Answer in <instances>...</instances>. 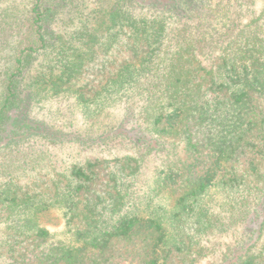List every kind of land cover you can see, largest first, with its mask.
Instances as JSON below:
<instances>
[{"label": "trees", "instance_id": "obj_1", "mask_svg": "<svg viewBox=\"0 0 264 264\" xmlns=\"http://www.w3.org/2000/svg\"><path fill=\"white\" fill-rule=\"evenodd\" d=\"M89 7L0 0V264H264V0Z\"/></svg>", "mask_w": 264, "mask_h": 264}, {"label": "rangeland", "instance_id": "obj_2", "mask_svg": "<svg viewBox=\"0 0 264 264\" xmlns=\"http://www.w3.org/2000/svg\"><path fill=\"white\" fill-rule=\"evenodd\" d=\"M88 4L90 5L91 8H98V7H109L111 6L115 0H87ZM43 222L51 229L52 232L54 233H60L64 230V224L65 220L63 218L62 213L58 210H53L51 213H48L47 216L43 218ZM59 238H62V235H58ZM210 262L209 259L205 260L201 264H205ZM1 263V259H0Z\"/></svg>", "mask_w": 264, "mask_h": 264}]
</instances>
